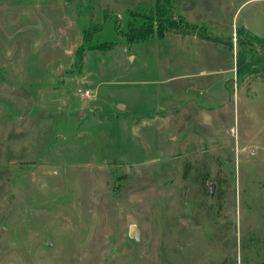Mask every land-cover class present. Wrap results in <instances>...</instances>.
Segmentation results:
<instances>
[{"label":"rangeland","instance_id":"374dc122","mask_svg":"<svg viewBox=\"0 0 264 264\" xmlns=\"http://www.w3.org/2000/svg\"><path fill=\"white\" fill-rule=\"evenodd\" d=\"M155 4L0 0V264H264V0Z\"/></svg>","mask_w":264,"mask_h":264},{"label":"trees","instance_id":"16d2710c","mask_svg":"<svg viewBox=\"0 0 264 264\" xmlns=\"http://www.w3.org/2000/svg\"><path fill=\"white\" fill-rule=\"evenodd\" d=\"M155 12L152 15L148 24L141 26L132 33L125 35L129 43L139 42L149 36L156 35L158 38H163L167 32L175 30V32L186 33L187 24L182 18H175L169 6H166L167 0H155ZM193 31V30H192ZM191 31V32H192ZM203 34V33H202ZM206 39L217 42L216 38L203 34Z\"/></svg>","mask_w":264,"mask_h":264},{"label":"water","instance_id":"95a60500","mask_svg":"<svg viewBox=\"0 0 264 264\" xmlns=\"http://www.w3.org/2000/svg\"><path fill=\"white\" fill-rule=\"evenodd\" d=\"M213 187L211 186V193H212V190ZM1 231V229H0ZM129 236L132 237L135 241H139V230L137 229L136 226L134 225H131L130 228H129ZM223 264H227L226 261H224Z\"/></svg>","mask_w":264,"mask_h":264},{"label":"built area","instance_id":"2783aa9c","mask_svg":"<svg viewBox=\"0 0 264 264\" xmlns=\"http://www.w3.org/2000/svg\"><path fill=\"white\" fill-rule=\"evenodd\" d=\"M77 94L81 97H83L84 99H88L92 96V90L90 89H78L77 90Z\"/></svg>","mask_w":264,"mask_h":264},{"label":"crops","instance_id":"0c3cea01","mask_svg":"<svg viewBox=\"0 0 264 264\" xmlns=\"http://www.w3.org/2000/svg\"><path fill=\"white\" fill-rule=\"evenodd\" d=\"M177 33H178V35L181 34V36H182V35H185V34L180 33V32H177ZM234 35H235V34H234ZM201 41H207V42L215 43V42H212V41H209V40H204V39H203V40L201 39ZM235 41H236V35H235Z\"/></svg>","mask_w":264,"mask_h":264}]
</instances>
